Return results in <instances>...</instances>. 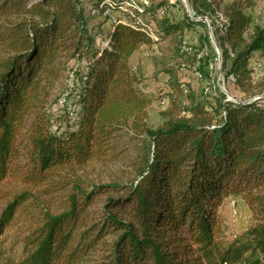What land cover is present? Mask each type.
<instances>
[{
	"label": "trees",
	"instance_id": "obj_1",
	"mask_svg": "<svg viewBox=\"0 0 264 264\" xmlns=\"http://www.w3.org/2000/svg\"><path fill=\"white\" fill-rule=\"evenodd\" d=\"M120 1L0 0V183L14 177L45 184L52 204L60 196L59 210L52 211L31 192L13 195L0 217V235L32 198L37 226L30 225L19 264H79L100 242L107 247L104 264H264V98L238 102L220 90L199 97L171 66L174 109L151 126L152 96L143 92L131 57L157 43L141 24L121 17L103 18L101 27L109 25L102 41L101 22L90 24L92 9L101 17ZM193 3L198 15L216 12L211 0ZM168 4L174 5L158 0L134 11L158 21ZM254 7L255 0H232L223 8L222 71L226 81L234 79V88H227L235 99L241 90L264 95V74L253 80L250 65L255 53L264 56V23ZM158 25L179 39L177 69L192 54L183 50L184 28L202 25L208 32L204 20L187 13ZM198 45V69L211 77L210 64L216 68L218 60L209 32ZM64 57L77 60L75 84L55 112L49 101ZM185 93L187 104L177 98ZM169 99L163 94L160 100ZM124 131L135 141L133 182H87L68 172L105 158ZM22 153L25 164L18 159ZM100 195L105 198L95 218L91 206ZM230 195L245 200L252 218L227 241L219 209Z\"/></svg>",
	"mask_w": 264,
	"mask_h": 264
},
{
	"label": "rangeland",
	"instance_id": "obj_2",
	"mask_svg": "<svg viewBox=\"0 0 264 264\" xmlns=\"http://www.w3.org/2000/svg\"><path fill=\"white\" fill-rule=\"evenodd\" d=\"M158 0H121L120 7L112 12L105 10L104 14L100 17L98 16V11L92 9L91 13L95 15L93 21L90 24H100L99 28L104 29L108 27L109 22L106 21L103 24V18L109 16L110 18L116 19L121 17L124 21L128 20L135 22L134 24H141L143 30H147L150 33L153 40L157 43L153 46H144L138 50L132 57L131 62L140 75V85L143 88V92L152 96V102L148 106V121L151 126L157 127L167 120L170 116V112L174 109L172 107V97L176 94L173 89V83L170 80L171 74L168 72L169 67H173V71L178 77V81L187 83L191 86L199 97L205 95L206 92L221 91L226 98L228 95L223 91L222 87H225L229 93L232 95L227 88L229 85L234 88V79L231 77L228 81L225 80L224 72L218 69L219 56L217 52V45L220 47V42L218 40L224 33L221 29L222 24L226 21L224 18V5L232 0H211L213 3L215 13L209 12L205 15H198L194 9L193 0H165L167 2H172L174 5H169L167 15L162 19L160 17L162 14L158 13V21L162 20H183L185 14L189 15L188 11L195 12L192 19L194 20H204L208 25V32L211 39L212 49L217 53V65L214 68V63L210 64V70L212 69L211 77L202 75L198 69L199 62L196 61L194 55L195 47H198L200 38L204 37V34L208 33L207 29L202 26H188L184 28V47L183 50L190 51L192 54L185 58L186 65L184 67L176 68L178 55L176 56V47L179 42L178 38L174 36H167L164 31L161 30L158 25V21L148 22L150 18L149 15L137 14L135 9L138 11H143V4H150L151 2H156ZM186 3L189 4V9L186 7ZM88 5V10H89ZM109 13V15H107ZM253 14L257 21L261 24L264 23V0H255V7ZM130 16V18H129ZM129 18V19H128ZM134 18V20H132ZM93 29L92 32L95 33L97 30ZM105 28L102 34L98 33L100 40L105 38L108 31ZM100 32V31H98ZM99 40V39H98ZM221 48V47H220ZM209 52L211 48L209 47ZM223 59V56H222ZM63 70L55 81L54 86L51 89V96L49 105L55 112H61L62 108L60 106L66 104V97L63 95L64 92L69 91L74 86V75L73 68L77 66V60L72 58L64 57L62 59ZM250 65L254 68L252 78L257 80L261 78L264 74V56L259 53H255L250 60ZM222 86V87H221ZM221 92H219L221 94ZM189 93V92H188ZM188 93H185L179 97L181 103L187 104L189 99L187 97ZM68 94V92L64 93ZM163 94H167L168 101L160 100ZM241 101L255 100L257 98H263V94H257L247 92L246 90L238 91ZM229 99V98H228ZM70 104V105H69ZM68 108L74 109L72 99L68 100ZM70 106V107H69ZM116 137L115 148L113 151L109 152L103 159H93L87 164L68 169L77 177H81L87 182H95L102 184H128L134 181L135 171L133 168V161L136 156V147L134 139H131L130 135H127L124 131ZM19 162L25 164L28 161L27 156L22 153L19 156ZM47 188L45 184L35 186L33 184L24 183L20 180L14 179V177L7 178L4 182L0 183V217L3 210L6 208L8 201L11 197L22 191L31 192L38 200L41 206L48 208L49 210L56 211L59 210L60 196H55L54 203L49 201V197L53 193H45L44 189ZM105 195H100L96 197V201L91 206V216L98 217L101 213L102 201ZM35 201L32 198L24 202L22 206L16 212L14 220L10 223L6 230L0 235V264H19L22 260L24 253V238L30 232L31 224L33 228L37 226V218H33L31 215L37 214L38 211L35 209ZM220 218L223 226V237L225 240H232L236 236L242 234V232L250 225L252 212L241 196H227L224 197L222 205L219 209ZM111 238V237H108ZM109 250V249H108ZM107 251V247L103 243L96 245L95 249L90 251L85 255L79 264H104L102 255Z\"/></svg>",
	"mask_w": 264,
	"mask_h": 264
},
{
	"label": "water",
	"instance_id": "obj_3",
	"mask_svg": "<svg viewBox=\"0 0 264 264\" xmlns=\"http://www.w3.org/2000/svg\"><path fill=\"white\" fill-rule=\"evenodd\" d=\"M186 7L187 9H189V4L186 3ZM217 45V52H218V56H219V61H218V69H221L222 68V50L221 48L218 46V44L216 43ZM222 87V86H221ZM223 91L228 95V98L229 99H233V100H236L238 102H242L241 100H238V99H235L233 95H229L227 89L225 87H222ZM264 98V95L262 96ZM244 102H248V101H244Z\"/></svg>",
	"mask_w": 264,
	"mask_h": 264
},
{
	"label": "bare ground",
	"instance_id": "obj_4",
	"mask_svg": "<svg viewBox=\"0 0 264 264\" xmlns=\"http://www.w3.org/2000/svg\"><path fill=\"white\" fill-rule=\"evenodd\" d=\"M189 15L191 16V18H193L194 16L192 15V12L188 11ZM193 14H195V12H193Z\"/></svg>",
	"mask_w": 264,
	"mask_h": 264
},
{
	"label": "built area",
	"instance_id": "obj_5",
	"mask_svg": "<svg viewBox=\"0 0 264 264\" xmlns=\"http://www.w3.org/2000/svg\"><path fill=\"white\" fill-rule=\"evenodd\" d=\"M190 11V10H189ZM192 15H195V14H192ZM196 16V15H195Z\"/></svg>",
	"mask_w": 264,
	"mask_h": 264
}]
</instances>
